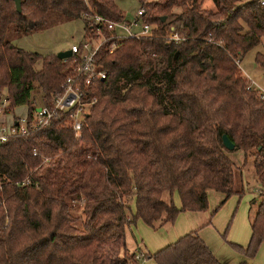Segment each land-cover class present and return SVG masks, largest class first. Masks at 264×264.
<instances>
[{
  "label": "trees",
  "instance_id": "1",
  "mask_svg": "<svg viewBox=\"0 0 264 264\" xmlns=\"http://www.w3.org/2000/svg\"><path fill=\"white\" fill-rule=\"evenodd\" d=\"M140 1L150 34L125 37L110 52L117 39L101 25L107 40L96 61L107 75L93 80L97 99L80 134L70 111H58L48 124L0 143V264H140L144 258L223 264L196 230L141 253L128 247L127 229L138 218L154 226L180 211L205 209L210 189L225 197L243 193L235 189L237 166L224 133L233 149L252 157L262 186L248 243L230 242L239 264H257L252 259L264 241V103L256 88H247L250 79L239 62L264 41V0H211L212 6L205 0ZM84 13L127 18L117 0H22L21 11L15 0H0L5 111L28 105L30 122L36 82L52 106L76 64L74 55L64 60L27 50L11 35L72 18H82L90 32ZM179 21L184 37L168 40ZM254 60L264 68V49ZM175 191L180 207L163 198Z\"/></svg>",
  "mask_w": 264,
  "mask_h": 264
},
{
  "label": "rangeland",
  "instance_id": "2",
  "mask_svg": "<svg viewBox=\"0 0 264 264\" xmlns=\"http://www.w3.org/2000/svg\"><path fill=\"white\" fill-rule=\"evenodd\" d=\"M210 1L205 0L204 4L212 6ZM117 3L127 18L135 16L141 5L140 0H117ZM85 37V22L82 18L51 19L49 25L42 30L22 34L14 33L11 35V39L16 45L27 50L45 54L50 52L58 53L60 50L69 48L72 49V45L79 44L85 40ZM262 44L264 45V41ZM262 44H258L247 50L244 54H241L239 65L244 74L255 83V86L264 88V68L254 60L255 52L258 50L263 51L264 46ZM32 96L35 99V104H39L42 101V90L37 85V82L35 88L32 90ZM2 115L6 117L7 123H11L19 116L28 115V105H19L13 110L5 111ZM228 155L237 166L235 168V186L240 188L242 182L243 193L235 192L225 197L221 192L210 189L207 193V206L205 209L197 210L196 212L183 210L178 212L177 215L179 216L176 215L173 221H155L154 226L149 225L142 218H138L127 229L128 247L134 248L137 244H142L144 252L157 251L175 238L176 235L173 231L174 229H180L179 219L184 224L187 221L186 217H189L188 219L190 220L192 219L190 215L196 213L197 219L201 218L202 220L195 226L198 234L199 232L200 234L201 232L206 234L208 242L215 249H218L221 254L228 255L232 253V255H236L230 242L241 245L248 243L251 235L250 221L256 210V204L261 197L260 189L262 186L256 180L251 156L245 159L244 152L241 149H231ZM2 182L3 176H0V184ZM163 198L168 201L171 198L173 203L178 207L181 205L180 197L176 191L172 195L164 192ZM131 206L132 211H135L136 208L133 201L131 202ZM181 215L182 218H180ZM204 215L207 218L205 220L203 219ZM160 236L163 237L160 238ZM255 259L257 264H264V241L260 243ZM150 261L153 264H157L154 258H151Z\"/></svg>",
  "mask_w": 264,
  "mask_h": 264
},
{
  "label": "built area",
  "instance_id": "3",
  "mask_svg": "<svg viewBox=\"0 0 264 264\" xmlns=\"http://www.w3.org/2000/svg\"><path fill=\"white\" fill-rule=\"evenodd\" d=\"M149 1V0H145ZM146 14L145 7L141 4L137 13L132 18L124 20H110L104 16L93 13H84V17L91 20L90 32H86L85 40L72 45V56H76L74 73L66 77L61 89L53 94V105H46L43 100L35 104V111L30 122L27 116H19L15 121L0 122V143L12 136L28 132L30 127H39L48 124L52 116L58 111H70L69 122L74 130L80 134L83 121L91 106L96 101L93 95V80L105 78L107 71L100 68L96 61V54L102 44L107 40V35L102 29V24L114 30L112 36L117 40L110 45V52L117 47L125 37H142L151 33L152 25L144 22L142 17ZM97 25V26H96ZM184 24L179 21L173 25L166 35L170 41H179L184 37ZM68 57L64 58L67 60ZM256 88L258 97L264 103V88L255 86L249 81L247 88ZM90 91V92H89ZM9 101L4 95L0 99V115L5 112ZM29 181V178L27 179Z\"/></svg>",
  "mask_w": 264,
  "mask_h": 264
},
{
  "label": "crops",
  "instance_id": "4",
  "mask_svg": "<svg viewBox=\"0 0 264 264\" xmlns=\"http://www.w3.org/2000/svg\"><path fill=\"white\" fill-rule=\"evenodd\" d=\"M1 121H6V117L5 116H3V115H0V122ZM242 187V184L240 185V188ZM240 188H237V186H235V189L236 190H239ZM190 211H192V212H196L197 210H190ZM182 214H185V213H182ZM186 214H189V213H186ZM203 214V213H202ZM177 216H179V215H177ZM185 216V215H184ZM187 216V215H186ZM191 217H192V219H188L189 217H186L187 219V221L183 224V223H181V221H180V219H179V222H180V229L179 230H176V229H174V231L173 232H175V238L174 239H177L179 236H181V235H183V234H185V233H187V232H189V231H195V226L197 225V223L198 222H200V221H202L201 220V218L200 219H197V215H196V213H192V215H190ZM180 218H182V215L180 216ZM177 219V218H176ZM204 220L205 219H207L206 217H205V215H204V218H203ZM176 221V220H175ZM174 224H175V222H174ZM183 224V225H182ZM187 229H189V230H187ZM199 235L201 236V238L211 247V249L213 250V253L221 260V262L223 263V264H239V262L242 260V257H241V255L239 254V253H237L236 251H235V253H236V255H232V253L231 254H225V255H223V254H221V252H219V250L218 249H215L211 244H210V242H208V239L206 238V234H203L202 232H201V234H200V232H199ZM163 236H160V238H162ZM177 237V238H176ZM173 239V240H174ZM173 240H170L169 241V243H171V241H173ZM168 243V242H167ZM132 250H134V251H141V253H143L144 252V250H143V247H142V244H137V246H134V248H131ZM256 256V255H255ZM150 259L151 258H149V259H147V258H144V259H142L141 261H140V264H153V262L152 261H150ZM256 259H255V257H254V259H252V261H254V262H256L255 261ZM257 263V262H256Z\"/></svg>",
  "mask_w": 264,
  "mask_h": 264
},
{
  "label": "water",
  "instance_id": "5",
  "mask_svg": "<svg viewBox=\"0 0 264 264\" xmlns=\"http://www.w3.org/2000/svg\"><path fill=\"white\" fill-rule=\"evenodd\" d=\"M15 3H16V7H17L18 11H21L22 10V0H15ZM161 19L164 20L165 16L163 15L161 17ZM72 54L73 53H72L71 48L65 49V50H60L57 53V55L60 58H66V57L72 56ZM222 142H223V145L225 146V148H227L228 150H231L234 148L233 142L229 139V137L225 133L222 135Z\"/></svg>",
  "mask_w": 264,
  "mask_h": 264
}]
</instances>
